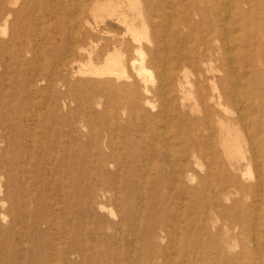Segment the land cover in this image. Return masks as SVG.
I'll use <instances>...</instances> for the list:
<instances>
[{
  "label": "rangeland",
  "instance_id": "rangeland-1",
  "mask_svg": "<svg viewBox=\"0 0 264 264\" xmlns=\"http://www.w3.org/2000/svg\"><path fill=\"white\" fill-rule=\"evenodd\" d=\"M99 1L0 0V264H264V0H173L197 38L224 31L213 62L178 68L171 2ZM119 15L147 30V80ZM114 51L126 72L95 75Z\"/></svg>",
  "mask_w": 264,
  "mask_h": 264
},
{
  "label": "bare ground",
  "instance_id": "bare-ground-1",
  "mask_svg": "<svg viewBox=\"0 0 264 264\" xmlns=\"http://www.w3.org/2000/svg\"><path fill=\"white\" fill-rule=\"evenodd\" d=\"M127 1H129L130 8H132L134 10L138 9L139 15H141L142 12L140 10V0H127ZM165 1L168 2V3L171 2V4L170 3L167 4V7H166L165 11L162 12L163 13L162 17L164 18V20H167L168 22H170V24H169L170 31L172 29H176V31L178 32V37L174 38V39H171V40L169 39L170 35L168 34L170 32L167 31V32L164 33L165 34V37H164L165 40H163V43H161L162 46L160 48H162V51L165 53V55H166L165 58H166L167 62H170L171 64H173L174 59H175L176 60V62H175L176 68L183 67L185 65H190V66L194 67V65H196L198 62H203V63H205V62H213L215 60V56H216L218 50L220 49V48H217L216 46H214V44L218 43V41L220 40V38L224 34V31H223V28H222L223 24H221V21H219V23L215 25V29H214V31L216 33L215 36H213L211 38H209V37H198L197 38L196 36H194L193 29L187 23H184V26L178 25V24L176 25V22H175V17H176V14H177L176 4L173 2V0H165ZM99 2H101L100 4H102V5L110 6V8H111V6H116V5L118 7H120V4H121L120 2L119 3L117 2L118 4H116L115 0H101ZM155 5L156 4L153 3L152 7L156 8V10H157V6L155 7ZM229 5H228V8H229ZM219 6L220 7L217 9V12H218V15L220 16V14L222 13V10H221L222 7H221V5H219ZM222 6H223V4H222ZM103 7L105 9V6H103ZM103 7L101 6L100 8H103ZM118 7H117V9L116 8H111V10L113 11L114 14L118 10ZM106 9H107V6H106ZM193 9H194L195 13H197V14L200 13V10L197 9V7L193 8ZM231 12H232V10H231ZM241 14H242V9H241V7H239L238 8V15H241ZM109 15H110V13H109ZM113 17H114V15H113ZM127 17L128 16L125 15V16H122V18H120V15H119V17H117L118 18L117 21L119 20L120 22H122L126 26L127 33H129L131 35V37H132V40L136 44H138L136 51H137V54L139 56V59L138 60H133L131 65L135 69L136 74L138 76L142 77L144 80H147L145 75L146 74H150L149 73L150 71L148 70V68L146 66L145 52H144V49H143L141 44H142L144 39L149 40V41H150V39L148 38L147 30L146 31L142 30L143 28L139 29V27H137L135 25V21H136L135 17L136 16H134L131 20H128ZM229 20H231V19H229ZM184 29H187V30L184 31ZM154 42H155V44H157L156 41H154ZM238 42H239L240 46L242 47V46L245 45L244 43H246L248 41H247L246 37L242 36V37L238 38ZM157 46H160V45L157 44ZM226 48H228V47H226ZM229 48H231V47L229 46ZM114 49H116V48H114ZM227 50L229 51V49H227ZM233 50H235V49H233ZM238 56L242 57L243 56V52L240 51ZM238 56L236 58H238ZM226 58H227V55L221 57L220 60L224 61ZM165 64H167V63H165ZM83 66H84V68H86L85 67L86 65H82V67ZM91 69L93 70V72L95 71V75H96V73L97 74L99 73V74H103L104 76L106 74L107 76L108 75H110V76L111 75L112 76H117L118 75V77H119V74L121 76V73H125L126 72V70H124L125 69L124 62L121 60V54H119V52H116V51L108 52L106 54V56H105L103 64L100 67H91ZM169 79H170V77L168 75H166L164 77V83H163L164 92H162V97H163V93L166 96L169 94L168 91H167L168 87H169L168 84H167V81ZM224 81L225 80L223 79L221 82L224 83ZM225 86H226V84H225ZM236 86H237V88H241V85H239V84H237ZM213 89L215 91H218L217 92L218 93L217 94V98H216L217 104L220 105V106H223L225 100L228 99L226 89L223 88V90H221V91L217 90V86L215 85V83H213ZM260 90L262 91V89H259V91ZM183 91L185 93L184 96H183L185 101L186 100H191V99L194 98L191 93L190 94L186 93V90L184 88H183ZM184 99H183V101H184ZM211 99L214 100V97H212ZM164 101H166L165 102L166 109L168 108V110H169L170 106H172V105L170 104V102L168 100L164 99ZM194 105L195 106L197 105L196 102L194 103ZM205 118L207 120H209L208 115H205ZM220 123L222 124V121H220ZM207 124H208V122H207ZM221 137H222L224 149H225V152H226V156L229 159L231 166L234 167V168H237V164L239 163V159H240L241 156L240 157L238 156L239 151L237 149H235V148L239 149V146H238V144L236 142L235 137H233V135L231 134L229 127H226V126L223 125V131H222V136Z\"/></svg>",
  "mask_w": 264,
  "mask_h": 264
}]
</instances>
